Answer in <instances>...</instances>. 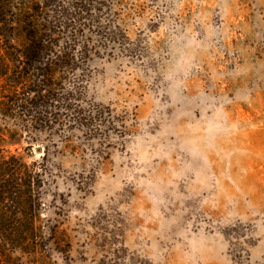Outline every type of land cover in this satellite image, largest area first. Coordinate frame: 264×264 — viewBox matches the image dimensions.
<instances>
[{"label": "rangeland", "instance_id": "rangeland-1", "mask_svg": "<svg viewBox=\"0 0 264 264\" xmlns=\"http://www.w3.org/2000/svg\"><path fill=\"white\" fill-rule=\"evenodd\" d=\"M104 7L88 126L0 119V157L45 170L0 204L33 230L0 264H264V0Z\"/></svg>", "mask_w": 264, "mask_h": 264}, {"label": "trees", "instance_id": "trees-1", "mask_svg": "<svg viewBox=\"0 0 264 264\" xmlns=\"http://www.w3.org/2000/svg\"><path fill=\"white\" fill-rule=\"evenodd\" d=\"M104 2L0 0V119L31 117L45 128L60 127L62 120L69 128L88 126L90 120L80 107L86 68L122 38L102 25ZM6 133L9 136L0 130V140ZM33 167L0 157V204L20 195L27 202L35 187L32 174H45ZM17 178L24 184H15ZM32 231L0 225V240H23Z\"/></svg>", "mask_w": 264, "mask_h": 264}]
</instances>
